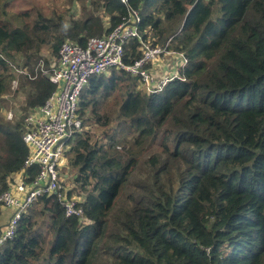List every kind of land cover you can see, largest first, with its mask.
I'll return each mask as SVG.
<instances>
[{"label":"trees","instance_id":"1","mask_svg":"<svg viewBox=\"0 0 264 264\" xmlns=\"http://www.w3.org/2000/svg\"><path fill=\"white\" fill-rule=\"evenodd\" d=\"M90 5L105 22L47 17L36 7L9 13L0 3V113L8 97L25 104L18 121L0 118V194L24 169V119L54 91L43 72L61 44L84 45L128 14L119 0ZM129 7L153 45L171 40L186 54L184 80L146 95L122 71L91 76L63 170L74 175L71 193L83 198L89 223L65 217L55 195H43L0 246V264H264V0H129ZM139 57L136 42L125 47V64ZM136 170L146 180H136ZM38 172L25 169L24 182ZM1 213L0 228L11 215Z\"/></svg>","mask_w":264,"mask_h":264},{"label":"built area","instance_id":"2","mask_svg":"<svg viewBox=\"0 0 264 264\" xmlns=\"http://www.w3.org/2000/svg\"><path fill=\"white\" fill-rule=\"evenodd\" d=\"M119 2L128 12L119 24L101 37L88 38L84 45L64 41L50 71L43 72L55 88L44 104L24 119L26 132L22 140L28 148V156L24 169L16 174L19 178L12 176L9 190L0 194V210L11 214L0 228V246L15 237L22 215L43 195H55L65 217H74L81 224L89 223L81 204L83 198L71 193L70 173L63 170L67 166L68 142L82 129L79 97L91 76L108 74L112 69L122 71L137 78L146 95L161 92L174 80H184L182 73L189 63L186 54L171 49V40L164 45H153L151 31L141 27L139 12L129 7V0ZM109 27L108 23L104 24L105 30ZM131 42L138 44L140 57L125 64L124 50ZM19 73L26 74L25 71ZM17 86L15 79L11 83L12 93ZM4 117L12 121L14 114L5 110ZM35 166L39 172L26 184L25 169Z\"/></svg>","mask_w":264,"mask_h":264},{"label":"rangeland","instance_id":"3","mask_svg":"<svg viewBox=\"0 0 264 264\" xmlns=\"http://www.w3.org/2000/svg\"><path fill=\"white\" fill-rule=\"evenodd\" d=\"M83 1L85 2L84 7H82L81 5V2ZM90 1L91 0H0V3L6 5V10L9 13L14 12V10L18 8L25 9V8L36 7L39 10H41L47 17H51L52 15L56 14V15H64L67 17L68 20H78L81 17L90 14L92 15V17L100 18L102 21L105 22V19L107 17L105 12L100 9L96 10L95 8H93L90 5ZM52 64L53 63H51V65ZM23 101H24V97L23 99H19L16 96H13V97H8V99L3 103V107L14 114V119L12 120V122L19 120L20 109L22 106H25V104H23ZM1 117H3V119L6 122H9L4 117V111L0 113V118ZM116 136L118 140L124 137L122 134H118ZM133 136L134 134L130 133L127 137L131 139ZM66 161H67V157L65 158V162ZM141 167L144 169L143 166ZM144 176L145 174L141 173L139 170H136V172L134 173V177L136 180H146ZM73 179H74V175L71 172V174H69V186L72 185Z\"/></svg>","mask_w":264,"mask_h":264},{"label":"crops","instance_id":"4","mask_svg":"<svg viewBox=\"0 0 264 264\" xmlns=\"http://www.w3.org/2000/svg\"><path fill=\"white\" fill-rule=\"evenodd\" d=\"M14 178H15V179H18V178H19V175L14 176ZM1 212H3V211H1ZM3 213H4L5 215H7V216L10 215V212H9V211H4ZM4 220H5V218H4ZM0 222H1V220H0Z\"/></svg>","mask_w":264,"mask_h":264},{"label":"water","instance_id":"5","mask_svg":"<svg viewBox=\"0 0 264 264\" xmlns=\"http://www.w3.org/2000/svg\"><path fill=\"white\" fill-rule=\"evenodd\" d=\"M47 78V77H46Z\"/></svg>","mask_w":264,"mask_h":264}]
</instances>
